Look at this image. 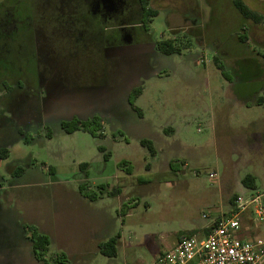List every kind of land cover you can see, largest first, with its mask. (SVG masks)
Masks as SVG:
<instances>
[{"label":"rangeland","instance_id":"rangeland-1","mask_svg":"<svg viewBox=\"0 0 264 264\" xmlns=\"http://www.w3.org/2000/svg\"><path fill=\"white\" fill-rule=\"evenodd\" d=\"M168 1L173 15L160 11L148 26L158 43L170 29L180 53L152 59L153 71L140 72L143 90L133 101L140 116L118 91L107 104H94L107 115L101 136L93 137L67 134L53 104L47 115L30 116V108L17 105L11 116L0 101V130L28 129L10 137L0 159V264H150L176 238H201L229 209V195H264V106L236 104L237 94L250 93L236 89L228 66L234 58L215 51L238 28L232 0H187V14L183 0H160L157 8ZM242 1L264 16V0ZM251 31L249 47L263 55L264 20ZM142 139L153 143L154 154ZM247 174L254 190L241 184ZM243 221L255 230L249 216ZM27 226L49 239L38 258ZM115 235L116 257L100 255L97 244Z\"/></svg>","mask_w":264,"mask_h":264},{"label":"flooded vegetation","instance_id":"flooded-vegetation-1","mask_svg":"<svg viewBox=\"0 0 264 264\" xmlns=\"http://www.w3.org/2000/svg\"><path fill=\"white\" fill-rule=\"evenodd\" d=\"M7 1L0 3V101L10 105L11 116L17 105L40 116L53 104L60 124L104 122L107 113L94 104H107L118 91L128 104L131 91L141 86L140 72L153 71L152 59L169 56L161 47L172 42L170 29L158 43L148 24L160 11L173 15L171 1L164 8H157L160 0L146 7L142 0ZM150 11L154 17H146ZM25 131L0 130V149Z\"/></svg>","mask_w":264,"mask_h":264},{"label":"built area","instance_id":"built-area-1","mask_svg":"<svg viewBox=\"0 0 264 264\" xmlns=\"http://www.w3.org/2000/svg\"><path fill=\"white\" fill-rule=\"evenodd\" d=\"M247 216L260 232L252 239L240 236ZM150 264H264V195H236L229 214L216 220L206 236L183 235L174 248L159 253Z\"/></svg>","mask_w":264,"mask_h":264},{"label":"trees","instance_id":"trees-1","mask_svg":"<svg viewBox=\"0 0 264 264\" xmlns=\"http://www.w3.org/2000/svg\"><path fill=\"white\" fill-rule=\"evenodd\" d=\"M149 0H142L143 6L146 7ZM232 5L235 8V10L238 12L240 17L244 21H250L254 23L255 25H260L263 23L264 16L260 14L259 12H256L255 10L249 8L247 5L243 3L242 0H232ZM154 17V12L150 11V15H146V17ZM148 23V22H147ZM242 40V38H240ZM161 51L166 55H173V54H179L180 49L177 46H174L172 43L166 44L164 47H161ZM216 61L214 57V62ZM256 66V73L254 76H256V80L254 83H252L249 88H246L250 95H254L258 93L259 91H263L262 95L257 98L253 103V106H262L264 105V85H262L261 78L264 76V70L262 69V66L264 65V54L260 55L256 53V58L252 62ZM238 90V88L236 87ZM3 88H0V91H2ZM143 87L139 86L131 91L128 98V106L132 111L137 113L139 116L141 115L140 112L136 107L133 105V101L136 100L142 93ZM236 93V90L235 92ZM3 102V101H2ZM103 126V122L99 119H94L92 121L88 122H81V121H69V122H63L60 124V128L63 129L67 134H70L74 131L81 130L84 132H88L93 137H100L101 133H98V131L101 130V127ZM140 144L143 147H146L148 151L151 154H154V147L153 143L149 140H140ZM98 151L104 154V158L106 159L108 157V154L105 153V150L102 147H98ZM8 156V150L6 148L0 149V159H6ZM87 167V164H81L79 165L80 170H85ZM17 176H21L24 173V170L19 168L15 171ZM241 184L245 189L248 190H254V180L253 177L249 174L245 175L243 179L241 180ZM235 196H232L230 199V202L233 200ZM27 231L29 232L30 237L28 238V241L30 242L31 251L34 257L38 258L39 254L48 251L49 246V239L46 235L38 232L36 228L33 226H27ZM212 229V227L209 229ZM208 232V233H209ZM207 233V234H208ZM206 234V235H207ZM194 235V234H193ZM119 244V235L112 236L108 238L106 241L101 242L97 245V252L105 257L113 258L117 255V246ZM60 256L64 257V254H61Z\"/></svg>","mask_w":264,"mask_h":264},{"label":"crops","instance_id":"crops-1","mask_svg":"<svg viewBox=\"0 0 264 264\" xmlns=\"http://www.w3.org/2000/svg\"><path fill=\"white\" fill-rule=\"evenodd\" d=\"M246 5V4H245ZM235 13L236 16H238L239 18V25L238 28L234 30V33L232 36L228 37L227 39H221L219 40V42L217 43L216 47H215V51L216 54L218 52V54H224L225 56L228 57H233L234 59L232 60L231 64H228V66L232 69L233 73L236 74V87L238 88V90H245L246 88H249V86L255 82V80L257 79L255 75L256 73V66L251 64V62H253L256 58V52L254 49H251L249 47V45L252 43V41L250 40L251 37V30L254 29L256 27V25L250 21H244L240 15L238 14V12L235 10V8L233 7V5L231 6ZM241 22V23H240ZM189 24H191L189 22ZM240 32V33H239ZM242 38V40L240 39ZM256 46V45H255ZM251 68H253V75L249 74L247 72H250V70H252ZM262 69L264 70V65L262 66ZM262 85H264V76H262L261 81ZM237 90V91H238ZM245 92V91H243ZM261 92L263 91H259L258 93L254 94V95H250L248 97H242V95L239 93L235 98V102L238 106L240 107H248V106H253V103L257 98H259L261 95ZM264 106V105H262ZM263 118H261L262 120ZM264 121V120H263ZM247 122H245L244 125H246ZM252 123H256L255 121H250V123H248V128H252ZM246 125V126H247ZM240 130H245V127H240ZM249 133V132H248ZM247 133V134H248ZM246 134V139L248 138ZM250 135H252V133L250 132ZM253 137V135H252ZM250 139V138H249ZM249 139L246 140L247 143H249ZM238 195V193L235 194H231L228 196L227 198V202H228V206L229 209L226 212H222L219 216H217L213 221L209 222L202 230L201 234H198V236H200L201 238L206 236V234L209 232V229L212 227L213 223L220 219L221 217L227 216L230 212V207H231V203L230 199L232 196H236ZM247 219V218H246ZM244 219V220H246ZM244 221H242L243 224ZM243 227V231H241L240 236L241 237H246V238H253L254 236L260 235V232H258L259 230L255 228V230H251L248 231L250 228L244 225H242ZM195 235V234H194ZM110 238V237H109ZM177 238L174 240V242L171 244L170 247H168V250H171L172 248L175 247L176 243H177ZM104 242V241H101ZM99 242V243H101ZM98 243V244H99ZM97 244V245H98Z\"/></svg>","mask_w":264,"mask_h":264}]
</instances>
